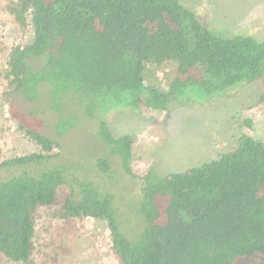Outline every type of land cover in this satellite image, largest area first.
<instances>
[{
  "label": "trees",
  "instance_id": "obj_1",
  "mask_svg": "<svg viewBox=\"0 0 264 264\" xmlns=\"http://www.w3.org/2000/svg\"><path fill=\"white\" fill-rule=\"evenodd\" d=\"M8 7L31 38L13 45L0 68L5 93L57 120L45 130L21 124L39 150L0 162V254L35 264L36 214L54 206L64 221H103L119 264H264V140L241 133L185 170L137 175L134 135L114 133L104 116L167 110L193 90L210 99L240 84L257 83L264 102V40L217 32L185 0ZM168 63L174 75L164 87L155 67ZM94 118L96 149L85 154L70 139ZM120 170L134 186L125 196L112 181Z\"/></svg>",
  "mask_w": 264,
  "mask_h": 264
},
{
  "label": "rangeland",
  "instance_id": "obj_2",
  "mask_svg": "<svg viewBox=\"0 0 264 264\" xmlns=\"http://www.w3.org/2000/svg\"><path fill=\"white\" fill-rule=\"evenodd\" d=\"M203 21L217 32L249 34L264 40V0H185ZM12 0H0V68L15 44L26 43L31 30H24L10 12ZM174 64L156 66L158 81L167 87L174 75ZM10 86L0 81V162L4 159L38 151V144L28 137L21 124L38 130L57 120L50 110L39 114L6 95ZM262 88L257 83L240 84L208 99L193 90L192 97L176 98L167 110L115 108L104 116L116 134L134 135L133 171L143 175L153 169L160 175L185 170L213 158L234 145L237 136L246 133L264 140V102L258 100ZM206 99V100H204ZM96 119L84 121L82 135L71 137L78 150L96 149L92 133ZM119 168V167H118ZM116 180L121 196L133 183ZM117 173V174H118ZM120 177L122 180H119ZM133 190V189H132ZM35 264H119L109 245L103 221L92 218L61 220L54 206H42L36 214ZM0 264H23L0 254Z\"/></svg>",
  "mask_w": 264,
  "mask_h": 264
}]
</instances>
